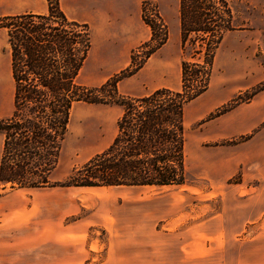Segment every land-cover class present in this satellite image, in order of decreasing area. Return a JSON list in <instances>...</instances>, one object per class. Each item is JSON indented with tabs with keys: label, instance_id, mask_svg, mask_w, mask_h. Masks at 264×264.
<instances>
[{
	"label": "trees",
	"instance_id": "16d2710c",
	"mask_svg": "<svg viewBox=\"0 0 264 264\" xmlns=\"http://www.w3.org/2000/svg\"><path fill=\"white\" fill-rule=\"evenodd\" d=\"M150 26L154 34L156 29L164 32V24ZM179 28L181 50L191 52L194 60L181 63V90L162 88L131 97L121 94L118 84L142 69L135 54L128 69L104 84L79 82L93 47L92 34L87 23L64 13L59 0H48L46 14L0 18V29L8 34L14 81L13 112L0 121V184L10 190L186 185V107L209 90L216 52L225 35L236 29L227 0H179ZM263 89L257 87L252 96ZM79 103L120 107L117 134L105 151L54 182L72 111ZM240 103L234 100L210 118Z\"/></svg>",
	"mask_w": 264,
	"mask_h": 264
},
{
	"label": "crops",
	"instance_id": "0c3cea01",
	"mask_svg": "<svg viewBox=\"0 0 264 264\" xmlns=\"http://www.w3.org/2000/svg\"><path fill=\"white\" fill-rule=\"evenodd\" d=\"M87 1L76 21L91 27L100 19V12L95 8L98 0ZM47 12L48 0H0V18ZM125 19L122 13L106 18V25L113 24L106 26L99 56L93 61L96 67L110 69V73L125 70L133 52L146 41L141 38L142 15L131 27ZM6 37L8 42L7 31L0 29V49ZM9 54L13 106L11 49ZM222 75L223 88L217 86L215 96L206 101L213 110L264 82L260 73ZM217 120L214 136L227 141L248 138L228 148L232 150L227 159L233 167L230 175L240 174L244 181L262 180L264 89ZM3 147L0 134V158ZM83 189L10 190L0 184V264H229L232 259L264 263V198L234 199L233 205L242 207L232 214L128 213L117 218L109 213L84 215L91 203L76 198L84 194ZM100 228L107 233L106 244L93 235Z\"/></svg>",
	"mask_w": 264,
	"mask_h": 264
},
{
	"label": "rangeland",
	"instance_id": "374dc122",
	"mask_svg": "<svg viewBox=\"0 0 264 264\" xmlns=\"http://www.w3.org/2000/svg\"><path fill=\"white\" fill-rule=\"evenodd\" d=\"M227 1L233 13L236 30L225 35L216 52L208 92L186 107L187 184L164 188H85L82 190L84 194L76 195V198L91 203L84 215L109 213L115 214L117 218H123L128 213L189 211L232 214L237 213L236 209L242 207L233 205L234 199L264 198V177L262 180L244 181L240 174L230 175L233 167L227 163V159L231 156L228 151L232 150L228 148L242 143L239 142L241 138L227 141L214 136L218 120L210 118L211 114L234 100L242 101L240 104L251 100L254 90L264 85V82L246 90L244 94L218 109L213 110L212 104L206 103L209 102L207 100L209 96L210 98L215 96L217 86L223 88L225 76L222 73H260V77L264 79V0ZM87 2L63 0L61 6L70 19L76 20L78 15L84 13ZM95 8L100 12V19L90 27L93 50L80 73L81 84L97 87L122 72L110 73V69H100L93 65V61L99 56L98 49L107 31L106 26L111 28L113 24L109 22L106 25V18H110L112 14L122 13L126 16L124 23L131 27L141 14V38H146V41L133 54L135 64L142 63L143 67L132 77L119 82L120 93L140 97L162 88L181 90V63L183 60L190 62L194 60L191 58V52L184 54L181 50L179 0H98ZM150 24L158 27L164 24V32L156 29L154 34ZM163 40L166 43L161 47L162 50H157L147 63L150 59L147 60V56L156 50ZM9 53L10 46L6 37L0 49V121L10 116L14 109V100L12 106L10 92ZM130 66L131 63L126 69ZM121 114L122 109L117 106L76 104L72 111L69 133L63 143L59 165L52 176L53 181L62 182L75 169L105 151L117 134V121ZM0 134L3 136L1 132ZM253 150L256 151V148ZM93 235L100 238L102 244H106L107 233L102 228ZM229 264L264 263L261 261L253 263L246 259L237 262L232 259Z\"/></svg>",
	"mask_w": 264,
	"mask_h": 264
}]
</instances>
